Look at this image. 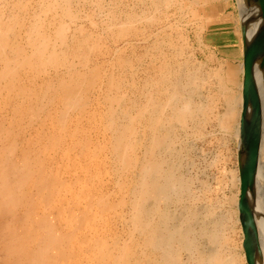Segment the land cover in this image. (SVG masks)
I'll list each match as a JSON object with an SVG mask.
<instances>
[{"label": "bare ground", "instance_id": "bare-ground-1", "mask_svg": "<svg viewBox=\"0 0 264 264\" xmlns=\"http://www.w3.org/2000/svg\"><path fill=\"white\" fill-rule=\"evenodd\" d=\"M13 1L17 0H0V108L11 105L13 115L7 127L0 122V139L6 142L5 146H0V264H236L238 261H235L236 258L229 252L228 247L229 243H234V240L230 242L229 237L225 235L226 231L224 232L226 216L216 211V205L208 202L202 212H198V207L195 208L191 204L185 205L177 214L170 209L172 204L178 203L181 199L183 202L185 196L191 192L188 179L186 180L179 173L176 166L178 163L175 160L176 164L172 162V157L179 159L180 156V152H174L175 142L179 140L176 130L184 129L188 123H193L196 125L197 135L199 131L197 127L214 115L211 97L199 102H195L192 97L207 78H201L202 76L200 77L196 71H190L188 68H182L183 70L173 74L168 71L161 77L159 98H153L147 93L145 105L138 109L136 117H132L130 112H123L124 117L128 119L127 124L113 119L112 109L106 108V115H111L113 120L108 125L105 124L107 127L105 126L104 129L111 131L109 152L114 163L113 170L118 179L115 181L119 184L121 199H118V202L116 200V203L111 202L110 195L111 193L113 195V192H109L107 197L95 196L91 193L90 181L89 184L81 181L80 175L77 174V167H80L77 165L78 161L76 164L73 159H69L70 164H65L67 168L61 169L60 173L54 176L48 174L45 159L48 149L52 150L60 143L66 132L70 133V137L74 136V131H69L70 128L67 126V116L72 114L73 110L86 105L85 94L99 79L98 71L92 69L88 73L81 74L73 70V64L69 62L70 65L67 64L66 70H70L71 73L69 72L67 78L48 79L41 82L40 88L35 86L36 79L42 73H46L49 68L63 65L66 61L64 52L56 49L48 33H42L40 29L45 22L49 25L54 24V18L59 15L58 9L62 11L61 16L76 18L77 14L73 16L71 11L73 0H38L37 4L32 6L37 10L32 14L33 21L23 31L22 28L20 31L15 30L14 24H18L15 20L19 18L16 10L25 6ZM236 2L240 12V22L248 29L253 26L258 12L255 1L236 0ZM106 13V16L113 15L110 18L112 27L118 24L117 28L115 27V34L119 38L123 37L135 22L131 19L135 16L133 13H124L122 16L112 10ZM249 14L251 17L247 18ZM260 17L262 18L261 12ZM138 18L152 22L151 16L144 12ZM108 28L111 27L108 25ZM67 31L65 24L59 21V26L55 29L56 34L63 40L67 38ZM21 32H23L22 37ZM240 37L242 44L241 27ZM17 39L20 41L18 42ZM232 41L233 38L228 36L222 46L225 49L229 48L233 45L234 41ZM232 73L229 74L230 83L235 79ZM23 75L31 81V86L34 88H28L20 83ZM49 94H51L49 103L56 104L54 105L56 107L48 110L46 114V122L49 125L46 140L48 139L49 145L43 147L40 154L34 156L39 160L37 165L30 162L32 156L27 150L22 153L20 158L22 161L16 163V160L11 158L17 143L13 144L10 141L12 121L17 117L22 120L26 115L38 119L44 109L35 108V111L33 104ZM239 95L240 99L230 91L225 93L224 110L219 116L214 115L216 122L227 131L233 128L237 105L241 104V93ZM116 96L117 93L114 97ZM213 97L215 98V93ZM40 102L43 101H39L38 104H41ZM142 116L146 117V130L137 131L131 122ZM29 122V126L32 125L31 120ZM45 125L42 124V131ZM255 133L252 223L254 241L264 260V70L261 73ZM234 135L238 136V128ZM36 137L37 134L31 139L36 142ZM29 142L30 140L27 143ZM137 151L142 152L141 156ZM83 152L77 154L79 160ZM91 157L94 156L91 154ZM96 176L97 173H93L91 179ZM25 191H36V197L27 198ZM234 199H232L233 203L236 201ZM21 207H24V213L22 217H18L17 212ZM119 210L122 212L121 216ZM110 214L112 218L119 216L122 233H118L117 228V233L107 237V232L110 230ZM117 220L119 222V219ZM14 223L19 224L18 232ZM125 230L127 234L123 235Z\"/></svg>", "mask_w": 264, "mask_h": 264}, {"label": "rangeland", "instance_id": "rangeland-1", "mask_svg": "<svg viewBox=\"0 0 264 264\" xmlns=\"http://www.w3.org/2000/svg\"><path fill=\"white\" fill-rule=\"evenodd\" d=\"M17 1L23 4L22 6H25V8L20 7L21 9L16 10L19 18L15 20L18 24H14V29L20 31L22 28L23 31L33 21L32 14L34 11L37 12V10L32 6L36 5L38 0ZM17 1H13V3ZM95 3H98L97 6ZM71 5L73 16L77 14L76 18L61 16L62 11L58 9L57 12L59 15L57 18H54V24L49 25L48 22H45L40 29L42 33H48L51 40L54 41V47L56 49L64 52L66 61H64L63 65H59L56 68H49L46 73H42L36 79L35 86L36 88H40L41 82L48 79L60 80L67 78L70 75L69 72L71 73L70 70H66L68 65H70L69 62L73 64V70L81 72V74L88 73L92 69L97 70L99 79L85 94V100H87L85 101L86 105L73 110L72 114L70 113L67 116V126L70 128L69 131H74V136L70 137V133L66 132L60 143L53 147L52 150L48 149L45 167L48 174L55 176L60 173L61 169L67 168L66 165L70 164L69 159H73L76 164L78 161L77 165L80 167L76 166L78 168L77 174L80 175L81 181H86L88 184L90 181L89 187L92 189L91 193L95 196L106 195L107 197L109 192H113V195L112 193L110 195V199L111 202L114 201L116 203V200L118 202L121 199V192L118 190L119 184L116 182L118 179H116L117 176L114 174V163L109 152L111 131L104 129V127H107L113 119L127 124L128 119L124 117L123 112H130L129 114L132 117H136L138 109L145 105L144 102H146L148 95L156 99L159 98L161 93L159 88L161 77L168 71L173 74L174 72L178 73L180 70L188 68L190 71H196L200 77L202 76L201 78H207L208 80H204V84L202 83L197 88L196 94L192 97H194L195 102L211 97L210 100H212L214 107V115L217 114L219 116L223 112L225 107V93H229L230 91L240 99L242 44L240 43L239 9L236 0H168V2H164V0H73ZM98 6H100L99 9ZM109 10H112V12L115 11L118 14L120 13V16L124 13L135 14L131 18L135 22L132 21L134 23L131 24L130 32L127 31L120 38L115 34L118 24L115 26L116 28L111 26L112 22L110 18L113 15H105ZM143 12L149 17L151 16L152 24L142 18H138ZM117 20L119 21V19ZM59 21H62L68 29L67 38L63 40L55 32V29L59 26ZM23 22L24 24H22ZM108 25L111 28H108ZM110 29L111 31H109ZM22 36L23 32H21ZM228 36L232 37L234 42L232 41L233 45L231 47L225 49L222 44ZM17 41L19 42L20 39H17ZM76 62L78 63L76 64ZM230 72L234 73L232 74L235 78L231 83L229 82ZM20 83L25 84L28 88H34L31 86V81L27 77L24 78V75ZM116 93L117 96L115 98ZM214 93L215 98L213 97ZM50 96L51 94L33 104L35 111V108L44 109L38 119H33L30 115H26L22 120H19L17 117L12 121L13 129L10 141L13 144L17 143L15 144L14 155L11 158L12 160H16V163L22 161L20 159L22 153L27 150L32 156L30 162L33 165H37L39 160L35 159L34 156L38 153L40 154L41 149L49 145L48 139L46 140L47 134L49 133L46 114L48 110L56 107L54 106L56 104L51 105V102L49 103L51 101L49 100ZM111 96L114 98H111ZM117 98L121 100H117ZM39 101L43 102L38 104ZM36 105L37 107H35ZM237 106L233 128L230 131L222 128L216 122L214 115L202 123L200 127H197L199 130L197 133H201L199 135L195 134L196 125L193 123H188L184 129L178 128L176 130V135L181 141L178 140L175 142L174 148L176 151L174 152H180V156L179 159L172 157V162L174 164L178 163L176 166L179 169V173L186 180L188 179L187 182L192 193H188V196H185L183 202H181V199L179 201L181 204L179 202L172 204L170 209L177 214L184 209L185 205L191 204L194 207H198V212H202L208 202L216 205V211L226 216L225 235H227V238L229 237L230 242L234 240V243H229V252L236 258L235 261H238V264H246L241 248L242 232L238 222V211L236 208L237 191H239L237 170L238 136L234 135V133L236 134L239 124L241 104L238 103ZM108 107L113 111V119L110 117L111 115H106V108ZM12 116L11 105H5V108H0V122L6 127L11 121ZM30 120L33 126H29ZM43 123L46 125L42 131L41 127ZM131 124L133 127H136L137 131H145L146 117H138ZM35 134H37L36 142L31 139L35 137ZM28 140H30L29 143H27ZM2 145L5 146L6 142L2 141L0 146ZM80 151H84L81 160L77 156ZM64 152H66V155H64ZM137 152L141 156L142 152ZM181 153L183 154L181 155ZM91 154L94 157H91ZM86 155L89 156L85 157ZM181 156L182 158L180 159ZM93 173H97L98 177L96 176L94 179H91ZM207 190L209 192L211 191V193H208ZM25 192L27 193V198L29 197L31 199L36 197V191ZM233 195L236 196L234 197ZM192 199H195L196 202ZM215 199L216 201H214ZM232 199L236 201L233 203ZM225 212H227V215ZM23 213L24 207H21L17 212V216L22 217ZM118 213L121 216L120 214L122 212L120 210ZM229 213L231 214L229 215ZM119 216L112 218V214H110V230L107 232V237L117 233V228L119 230L118 233H122ZM230 217H232L231 220ZM117 219H119V222H117ZM14 226L18 232L20 229L19 224L14 223ZM230 229L231 231H229ZM125 231L123 235L127 234V230ZM232 237L233 239H230ZM230 245H233L234 248ZM237 254L240 256H237Z\"/></svg>", "mask_w": 264, "mask_h": 264}, {"label": "water", "instance_id": "water-1", "mask_svg": "<svg viewBox=\"0 0 264 264\" xmlns=\"http://www.w3.org/2000/svg\"><path fill=\"white\" fill-rule=\"evenodd\" d=\"M254 1L258 12H256L253 26L247 29L246 25L240 22L242 33V82L237 141L239 180L237 217L242 232L241 248L245 263L264 264L262 255L254 241L252 223V175L255 169L256 151L255 131L259 110L261 73L264 70V0ZM250 17L251 14L247 18Z\"/></svg>", "mask_w": 264, "mask_h": 264}]
</instances>
